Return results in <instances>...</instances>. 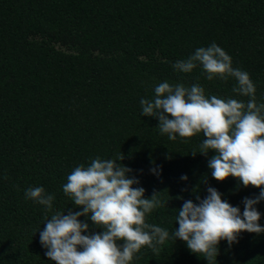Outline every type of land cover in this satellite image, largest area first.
Wrapping results in <instances>:
<instances>
[{
  "label": "trees",
  "instance_id": "obj_1",
  "mask_svg": "<svg viewBox=\"0 0 264 264\" xmlns=\"http://www.w3.org/2000/svg\"><path fill=\"white\" fill-rule=\"evenodd\" d=\"M213 43L250 74L256 102L264 103V0H0V264H56L40 232L54 213L82 210L63 191L67 176L121 154L117 163L139 180L134 187L164 203L146 223L170 233L131 264H209L172 237L179 208L213 187L242 214L244 199L261 189L213 178L215 150L191 154L203 133L170 140L140 101L169 82L247 103L251 97L233 92V77L208 80L200 64L191 73L173 67ZM34 187L54 195L51 211L26 197ZM255 207L264 226V200ZM79 219L90 226L85 235L104 231L89 216ZM213 264H264V233L241 232L232 245L221 240Z\"/></svg>",
  "mask_w": 264,
  "mask_h": 264
},
{
  "label": "clouds",
  "instance_id": "obj_2",
  "mask_svg": "<svg viewBox=\"0 0 264 264\" xmlns=\"http://www.w3.org/2000/svg\"><path fill=\"white\" fill-rule=\"evenodd\" d=\"M197 64L203 66L208 80L235 78L237 86L233 92L251 99L244 103L215 95L209 98L200 85L185 87L162 82L154 89V99H141L140 104L142 114L156 117L160 132L168 134L172 141L177 135L189 138L203 133L205 139L200 150L191 154L207 155L209 150H215L209 160L213 178L224 181L236 177L244 187L261 189L255 198L244 199L242 214L239 207L223 200L213 187L208 188L206 198L197 196L199 203L186 200L179 208L176 218L179 227L172 237L175 241L182 239L192 252L203 254L213 264L221 240L232 245L238 242L241 232L264 233V226L259 223L261 213L255 207L264 200V103L256 102V87L250 74L234 68L232 57L217 44L198 48L173 67L191 73ZM118 160L123 161L124 154L116 159L97 157L88 166L75 167L67 176L63 191L82 210L67 215L54 213L50 219L46 218V226L40 232V242L48 249L46 255L56 264H131L142 247L158 251L157 245L170 239L167 229L146 223V214L164 206L157 198L158 193L145 198L146 190L134 187L139 180L128 175L132 169L118 164ZM26 197L49 211L55 198L43 187L29 188ZM81 216H89L104 231L85 235L90 226L79 219ZM121 240L123 245L117 243Z\"/></svg>",
  "mask_w": 264,
  "mask_h": 264
}]
</instances>
